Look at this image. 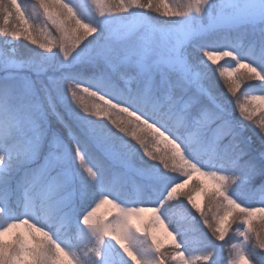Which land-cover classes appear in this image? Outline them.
Wrapping results in <instances>:
<instances>
[{"label":"snow or ice","instance_id":"1","mask_svg":"<svg viewBox=\"0 0 264 264\" xmlns=\"http://www.w3.org/2000/svg\"><path fill=\"white\" fill-rule=\"evenodd\" d=\"M94 2L99 16L90 11L87 20L70 0H38L34 5L42 10L45 27L50 22L59 34V52L67 58L79 50V58L100 73L94 86L66 79L67 95L45 89L41 101L18 64H0V264H110L106 237L135 264H168L157 225L172 238V259L180 264H264V237L250 226L255 214L264 219V121L258 131L251 129L254 135H246L250 126L230 119L206 87L215 71L208 62L219 67L217 61L228 58L226 63L234 66L219 67V76L227 78L230 93L235 95L242 85L245 93H264V0H188L176 6L179 10L166 0H114L106 7L103 0ZM152 11L169 19L158 21ZM30 16L18 0H0L4 24L13 17L17 21L0 32L51 52L53 39L41 41ZM246 81L257 82L256 87ZM85 97L94 101L91 106L83 103ZM236 99L248 121L255 114L248 105L259 101L256 106L264 107V95H249L246 102ZM113 113L121 119H112ZM94 117L108 118L113 127ZM50 119L63 127L50 126ZM130 128L140 149L156 162L153 171L163 188L157 204L122 207L102 181L117 170L114 166L136 168L140 149L120 135ZM148 134L155 150L146 143ZM161 141L170 151L160 150ZM175 172L187 179L174 182L181 179L170 174ZM189 173L204 178L196 194L209 197L207 211L191 188L179 191L192 179ZM177 197H186L211 231L198 256H186L161 214V206ZM143 199L141 186L137 200ZM77 201L83 207L77 209ZM105 203L117 210L112 221L96 216ZM143 212L153 216L142 227L134 220ZM74 216L95 238L83 258L66 246ZM236 221L243 241L230 244ZM51 225L57 232L65 226L63 243ZM139 237L143 254L134 246Z\"/></svg>","mask_w":264,"mask_h":264},{"label":"trees","instance_id":"2","mask_svg":"<svg viewBox=\"0 0 264 264\" xmlns=\"http://www.w3.org/2000/svg\"><path fill=\"white\" fill-rule=\"evenodd\" d=\"M64 2H67V0H64ZM112 2H114V0H105L106 5ZM166 2L170 6H172L174 10H179L176 6L186 4L188 0H166ZM18 3H20L22 7L26 9L28 13L31 14L29 23L30 25H33L36 28L37 32L40 34V40L44 41L46 39H53L54 47L51 52H46L45 49H41L39 47V43L32 44L31 41L27 40L24 37L14 38L8 36L4 32H0V59L2 55L5 53L4 56L7 54L16 60L24 61V63L32 62L35 65L31 66L29 63H27L29 64V67H27L28 70L26 71L38 75L39 78L52 77L57 79V78H61L62 75H65L72 77L73 80L76 81L77 83H84L88 86H94L95 82L97 81L96 75L98 74V72L94 71L92 68L86 65L80 58L76 61H73V59L70 58L69 56L65 58L63 54L59 52L58 48L55 46V40L56 38H58L59 34L56 32L54 26H52L50 22H48L47 26L45 27L44 24L45 18L43 17L42 10L37 11L34 9V5L38 7V0H18ZM151 15L154 17V19L158 21H164L169 19V17L163 15L162 11L161 12L152 11ZM14 23H17L15 17L10 19L7 25L4 24L2 17H0V27L10 28V26L13 25ZM48 32L51 33L50 36L46 34ZM209 50L215 51V49H209ZM227 59L228 58H222L218 60L217 65H219V67H233L234 63L231 65L226 63ZM208 63L213 69H215L214 73H209V79L206 85V87L208 88L209 96L213 97L216 104L220 105L225 110L227 116L230 119L243 120L245 124L250 126L249 131L246 132V135H254V133L251 132V129L255 128L257 131L259 130L260 123L264 121V107L256 106L259 105V101H257L255 105H248L249 107H253L255 109L253 120L248 121L245 117H242L240 115L239 104L236 97L237 96L240 97V102H246L247 96L264 95V93L251 92V91L245 93L243 85L241 86L240 89H237L235 95L230 93L228 91L227 78L219 76V67H217L216 65H211V62ZM32 67L34 69H32ZM30 68L32 70H30ZM41 69H43V71H41ZM245 83H250L251 84L250 87H256L257 82L246 81ZM85 99H86V104H88L89 106H91L92 103L94 102L92 99H89L87 97H85ZM94 118L102 119L104 120L105 123L108 124L109 127H113L110 120H108V118H104V117H100V118L94 117ZM112 119L119 121L121 117L116 113H113ZM53 123L57 124V128L63 127V125H60L58 122L53 121ZM131 130L132 129L130 128L128 133H120V135L123 136L125 141L131 142L138 149H140V145L138 141H136L130 135ZM138 134L140 133L138 132ZM65 135L67 134L65 133ZM152 139L153 138L151 137V135L148 134L146 143H148L149 148H153V150H155L153 147ZM253 140H255L254 136H253ZM163 147H165V145L162 144L161 142L159 145L160 150H167L164 149ZM141 153L144 154L143 149H140L138 156L134 157L135 163L138 165H141L143 163L142 159L140 158ZM170 174L174 176H179L181 179L183 176L181 172H175ZM191 177L192 179L189 180L188 185H186L181 191H187L188 189L191 188L193 190L192 191V195H193L195 192L198 191L200 187V180L195 176H191ZM180 180L174 182L177 183ZM157 185H159V188H161V185L159 183L156 184L155 186ZM150 198L151 199L149 200V202L155 201L153 195ZM243 198L245 200L247 199L246 196ZM257 199H259V196L257 197ZM180 200H183V202H181ZM200 206L201 209L207 211L209 207V197L201 195ZM253 206L256 207L260 205L253 204ZM81 207H83L82 202L79 204V208ZM163 211L168 213V216L171 219L170 225L172 226V228L178 231L177 239L181 241L184 248L190 254L198 256L200 254L199 250L202 249L208 242L207 236L211 237L212 235L211 231L207 228V226L203 224L199 212L193 209L190 204H188L186 197H177L174 198L173 201L167 202V204L163 208ZM238 211L239 210H237V212ZM77 218L78 217H74V222L70 226H67L69 231L72 233L71 240H74L75 243H79L83 240H86L85 239L86 235H84L86 233V229L84 228L85 226L80 225L78 223ZM209 218L211 219L210 214H209ZM238 222L240 221H236L232 224L230 234L234 236V239L230 241V244L237 243L238 241L239 233L236 229V223ZM250 226L253 229L254 233L259 232L261 236L264 237V219H261V214L257 213L253 216L252 223ZM50 227L53 229V235L55 237L62 238V234L64 233L65 226H60L59 232L56 231L57 228L56 225H51ZM20 231L23 232L26 230L22 228L20 229ZM217 243L220 242L217 241ZM166 249H168L167 246L163 247L161 251L166 255L168 264H172L170 260V256L166 254ZM224 256H228L227 246L224 249ZM117 264H127V263L126 262L120 263V261H118Z\"/></svg>","mask_w":264,"mask_h":264},{"label":"rangeland","instance_id":"3","mask_svg":"<svg viewBox=\"0 0 264 264\" xmlns=\"http://www.w3.org/2000/svg\"><path fill=\"white\" fill-rule=\"evenodd\" d=\"M71 3L77 8V10L79 12H81L82 16L84 19H89V13L90 11L93 13V15L99 16V11H98V7L95 4L94 0H71ZM87 3L89 5V8L87 6ZM238 3L243 4L244 0H238ZM101 6L106 7V3L105 0H103V4ZM174 10V9H173ZM106 15L109 13H105ZM115 14V13H112ZM89 39H91V37H89ZM5 54V53H4ZM2 55L1 59H0V64L9 62V61H13L16 64H18L19 67V72L25 76H28L32 82V85L36 91L37 94V98L39 100H43L44 97V91L45 89H51L54 91V93L56 94H63V95H67V89H66V79H71L73 80L72 77L70 76H65L62 75L61 78H53L52 81L49 80V77H45V78H39L38 75L36 74H32L28 70L27 67H29V64L31 66L35 65L32 62H27L24 63V61L22 60H16L14 58H12L9 55ZM69 57L73 59V61H76L79 59V50L73 51L72 53L69 54ZM32 69H34L32 67ZM30 68V70H32ZM102 78L100 76V73L98 74L97 79ZM74 83H77L76 81L73 80ZM83 103L86 104V99H84ZM73 108L74 111H79V109H76L74 105L71 106ZM105 118V117H104ZM51 123H53V121L50 119V126ZM162 144L165 145V147H163L164 149H167L170 151V146H168L165 142L161 141ZM70 147V145H69ZM143 163L141 165L136 164V168L135 169H125V168H119L118 166H114L117 167L116 171H109L108 174H106L105 176L102 177V181L104 184H106L108 187H110L112 189V193L115 198H117L116 203H122V207H133L135 206L137 203H145L144 201L141 200H137V194L138 191L140 190L141 186L143 189V194L146 195L148 190L153 188L152 186V181L156 180L155 178V174L153 171V164L154 163L150 157H146L144 154H140ZM86 174V173H85ZM190 176H195L197 177L199 180L204 179L202 177L199 176L198 173H189ZM183 179H187V177L182 176V179L180 181H178L177 183L181 182ZM129 191V194H133L134 195V200L130 201H121L119 199V195L120 193L123 191ZM182 189H180L179 191H181ZM208 190L211 191V185H208ZM197 192H195L193 194L194 199L197 201L198 204H201V195H197ZM163 196V189H158V193L155 195L154 199H156V203H158V201L162 198ZM125 199L129 200V198L126 196L124 197ZM111 199V197H110ZM99 200V197L96 198L95 201H93L89 208L86 209V211L91 210V207L95 206V203ZM88 203H90V201H87ZM81 202L77 201L76 207L77 209H79V204ZM166 205V204H165ZM165 205L161 206V214L166 218V224H169L170 229L172 231H175L178 235V231L174 228H172V226L170 225V217L168 216V213L163 211V208L165 207ZM152 206H157L160 207L158 205H144V207H152ZM246 206V205H245ZM259 207V206H256ZM116 209H114L112 207L111 204L105 203L102 204L96 211V216L97 217H103L106 220L112 221L113 217H115L116 215ZM153 214L151 212H143L141 213L140 219L139 220H134L135 223L140 224L143 227V224L147 223L151 218H152ZM114 222V221H113ZM86 227V226H85ZM157 228V236L161 239L163 247H168V249H166V254L170 256V260L172 262V264H180L179 261L177 260H173L172 257L175 255L174 252V245L171 243V237L167 236V233L164 231L163 228H161L159 225L156 226ZM149 230L151 231V227H149ZM86 235L85 239L79 243L76 244L75 248L76 251L78 253L77 257L79 258L85 253V252H89L91 250L92 247H94L95 245V238L91 236L90 232H87L84 234ZM239 236V234H238ZM110 237H106L105 241H104V249L105 252L110 256V264H117L118 261H120V263L126 262L127 264H135V261H132L130 257H128L126 254H123L122 249H119V246L115 244L114 241L110 240ZM143 238L139 237L137 239V241L135 242V247L137 248L138 251L143 250V248L145 247V245H143L142 243ZM243 241L242 237H238V241L237 243H240ZM63 243V241H62ZM150 243V241H149ZM67 247H69L70 249H73L71 242H68V244L66 245ZM163 247L161 248V250L163 249ZM170 247V248H169ZM184 247V246H183ZM185 249V248H184ZM74 251V249H73ZM186 251V256H195L190 254L187 250ZM143 254V252H142Z\"/></svg>","mask_w":264,"mask_h":264}]
</instances>
